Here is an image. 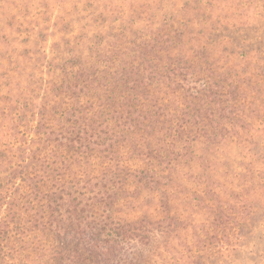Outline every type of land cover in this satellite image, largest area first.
I'll return each instance as SVG.
<instances>
[{
    "label": "trees",
    "instance_id": "trees-1",
    "mask_svg": "<svg viewBox=\"0 0 264 264\" xmlns=\"http://www.w3.org/2000/svg\"><path fill=\"white\" fill-rule=\"evenodd\" d=\"M173 1L147 2L137 16L140 26L130 18V28H108L88 12L91 23L78 36H68L72 22L56 21L18 37L25 47L10 53L7 41L0 42V264L136 261L133 247L149 246L165 218L113 217L124 209L121 201L131 211L144 209L125 200L122 185L130 180L152 191L156 210L167 213L169 197L158 186L164 176L152 161L162 165L168 146L233 135L224 126L208 135L209 122L217 126L214 117L228 112L229 118L236 106L225 104L234 100L214 62L227 41L224 26L210 28L207 21L218 20L220 5H228L230 19L239 17L232 2L264 9V0H182L176 9ZM53 27L62 35L49 56L43 42ZM261 64L255 68L264 80ZM57 148L70 153L67 160ZM125 150L150 167L126 169ZM149 260L156 264L163 255Z\"/></svg>",
    "mask_w": 264,
    "mask_h": 264
},
{
    "label": "rangeland",
    "instance_id": "rangeland-1",
    "mask_svg": "<svg viewBox=\"0 0 264 264\" xmlns=\"http://www.w3.org/2000/svg\"><path fill=\"white\" fill-rule=\"evenodd\" d=\"M158 1L0 0V42L7 41L10 53L11 48L25 47L15 41L18 37L25 38L31 28L56 21L72 22V32L68 36H78L80 27L85 22L91 23L88 12L95 13L96 22L108 28H130V18L136 22L135 26H140L137 16L141 15L145 4ZM174 3L175 9L179 8L182 0ZM244 4L237 1L230 4L237 8L232 10H236L239 17L228 19V5H220L219 12L222 13L217 20L220 24L207 21L210 28L224 26L220 34L227 41L217 48L214 62L219 64L227 80L225 89L231 92L229 98L234 100L225 101V104L236 106L229 118L225 117L230 114L228 112L214 117L217 126L209 122L208 135L222 133L221 126L234 133L225 134L223 139L202 137L191 147L168 146L164 149L166 159L162 165L158 160L152 161L164 176L158 186L168 194L167 213L156 210L157 197L152 191L138 190L130 180L122 185V190H126L125 200H138L144 209L143 212L131 211L121 201L124 209L113 217L131 222L146 212L153 220L165 218L163 227L153 232L149 246L133 247L137 260L130 264H150L149 258L156 253L163 255V260L156 264H264V80L255 68V64L261 67L264 61V16L258 14L264 9L258 5L249 8ZM52 32L54 35L43 42L49 56L50 46L62 35L54 27ZM2 51L5 50L0 45V54L5 53ZM199 76L206 79L202 74ZM183 93H179V98ZM193 130V134L199 132ZM53 150L65 160L70 155L65 149ZM123 156L124 166L131 172L150 167L151 162L134 159L127 150ZM219 215L222 216L220 224L215 221ZM194 236L201 243L197 244ZM165 244L171 246L167 249L169 253L164 252ZM173 247L176 252L170 254ZM187 247L189 251L183 249ZM180 256L186 263L179 261Z\"/></svg>",
    "mask_w": 264,
    "mask_h": 264
}]
</instances>
